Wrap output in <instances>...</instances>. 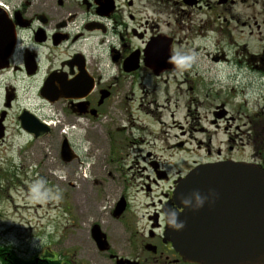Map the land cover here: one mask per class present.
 <instances>
[{"label":"flooded vegetation","instance_id":"obj_1","mask_svg":"<svg viewBox=\"0 0 264 264\" xmlns=\"http://www.w3.org/2000/svg\"><path fill=\"white\" fill-rule=\"evenodd\" d=\"M263 33L264 0H0V151L13 149V144L21 139L22 144L15 146L18 156L25 151H28L26 158L37 152L43 157L47 152L49 155L55 152L60 158L62 142L67 141L79 162L78 147L71 141L73 133L83 130V123L92 121L99 126L108 118L115 110L116 99L129 92L125 86L130 89L134 84L129 79L143 80L139 74H145V80L151 79L154 94L159 83L169 89L176 81L175 75L180 73L184 80H179L178 85H185V93L204 94L203 103L216 101L209 105L210 126L218 129L220 125L234 122L227 112L228 102L220 97L228 87L223 77L219 80L213 75L222 74L225 68L236 69L235 80H244L239 82L245 85L244 94L250 88L247 86L256 83L263 89ZM257 37L258 43L250 51L249 42ZM200 44L203 46L199 49ZM226 45L237 50L233 56L220 48ZM189 50L192 54L182 55ZM186 57L192 63L185 64ZM199 58L204 61L198 63ZM133 62H137L135 70L131 69L135 67ZM141 89L146 93L148 87ZM201 102L192 97L190 103L198 106ZM118 109L129 111V105ZM188 113L189 110L187 117ZM261 114L264 116V105L259 118L257 114L243 119L240 135L230 136L224 128L225 142L214 151L210 138L206 142L192 138L197 147L191 152H203L205 159L191 162L183 175L179 172L169 179L156 162L147 163L153 179L146 177L148 182L140 184L137 193L143 192L149 197L152 187L160 186L156 181H162L163 190L155 198L151 197L146 207L152 210L142 219L132 215L124 217L129 212L130 201L124 193L120 195L111 215L114 221L124 223L122 236L108 238V233L99 227L107 243V250L100 252L90 234L101 263L199 264L185 260L170 241L171 232L176 228L168 219L182 213L172 198L177 181L205 164L232 161L264 168ZM206 118L198 115L195 120L205 122ZM41 124L49 131L37 138L35 134H41ZM22 126L35 133H27ZM123 129L130 131L131 128ZM236 130L240 131V127ZM198 131L210 137L207 130ZM184 134L181 132V136ZM185 145L180 141L169 148L188 152ZM246 150L251 153L248 159L231 156ZM10 170L0 168V176ZM199 196L201 206L196 207V215L205 211L204 202H211V197L205 199L203 193ZM121 199L125 208L115 217L113 212ZM208 206L206 220L219 228L225 225L223 206L212 202ZM211 235L225 237L227 234L217 230Z\"/></svg>","mask_w":264,"mask_h":264},{"label":"rangeland","instance_id":"obj_2","mask_svg":"<svg viewBox=\"0 0 264 264\" xmlns=\"http://www.w3.org/2000/svg\"><path fill=\"white\" fill-rule=\"evenodd\" d=\"M258 39L249 42V45L252 43L248 45L250 51ZM202 46L200 44L198 48ZM229 47L220 48L226 55L233 56L237 50ZM187 53L191 50L182 55L187 56ZM199 59L198 63L204 61ZM185 61V64L192 63L189 57ZM221 73L213 77L219 80L223 77L228 88L220 97L228 102L227 112L235 121L220 125L218 129L208 123L211 119L209 105L216 101L204 100L203 103L204 94L185 93V85H178L179 80H184L180 73L175 75L176 81L169 89L159 83L154 94L151 93V79L145 80V74H139L142 81L129 79L134 84L128 83L130 89L125 86L129 92L124 97L129 100L123 96L116 99L115 110L99 126L89 121L83 123V130L73 133L71 141L78 147L79 162L77 159L62 162L55 152L50 155L47 152L46 157L37 152L26 158L28 151H25L18 156L15 146L22 144L21 139L13 144V149L0 151V168L4 171L11 168L9 173L2 172L0 176V245L13 250L22 259L57 258L60 264H100V255L90 238L91 227L97 225L108 233V238L109 235L121 237L124 223L114 221L111 215L120 195L124 193L130 201L129 212L124 217L131 218L132 215L142 219L152 210L146 207L151 197L155 198L163 190L162 181H156L160 186L152 187L149 197L143 192L137 193L140 184L148 182L146 177L153 179L147 163L156 162L169 179L179 172L183 175L191 162L205 159V153L191 152L197 147L192 138L205 142L210 138L214 151L217 145L225 142L224 128L230 136L240 135L244 118H254L257 114L259 118L264 105V88L256 83L247 86L250 88L244 94L242 88L245 85H239L244 80H235L236 69L225 68ZM140 83L149 91L143 93ZM192 97L201 104L192 105ZM167 103L169 105L165 107ZM126 104L129 111L118 109ZM198 115H206V121L197 123ZM260 118L264 120L262 114ZM173 121L177 123L173 125ZM238 126L240 131L236 130ZM123 127L131 129L128 131ZM201 128L207 130L210 137L200 133ZM181 132L185 134L181 136ZM180 141L186 143L188 152L169 148ZM250 154L246 150L231 156L248 159ZM81 161L83 165H80Z\"/></svg>","mask_w":264,"mask_h":264},{"label":"water","instance_id":"obj_3","mask_svg":"<svg viewBox=\"0 0 264 264\" xmlns=\"http://www.w3.org/2000/svg\"><path fill=\"white\" fill-rule=\"evenodd\" d=\"M133 64L131 69L135 70L137 62ZM39 127L37 138L49 131L45 125ZM60 159L65 163L77 159L67 141L62 142ZM200 193L205 199L211 197L215 206H223L225 225L219 228L206 220L209 200L208 205L204 202L205 211L196 215V207L201 206ZM172 198L182 213L168 219L176 228L170 241L185 260L199 264H264V168L232 161L200 165L177 181ZM124 208L121 199L113 215L118 217ZM217 230L227 235H211ZM90 234L99 251L105 252L107 243L100 228L92 226Z\"/></svg>","mask_w":264,"mask_h":264},{"label":"trees","instance_id":"obj_4","mask_svg":"<svg viewBox=\"0 0 264 264\" xmlns=\"http://www.w3.org/2000/svg\"><path fill=\"white\" fill-rule=\"evenodd\" d=\"M35 259L37 258L22 259L13 250L0 245V264H60L58 260L51 258H44L46 262Z\"/></svg>","mask_w":264,"mask_h":264}]
</instances>
